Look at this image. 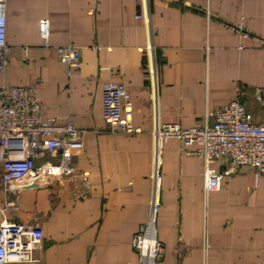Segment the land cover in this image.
<instances>
[{
  "label": "crops",
  "instance_id": "0c3cea01",
  "mask_svg": "<svg viewBox=\"0 0 264 264\" xmlns=\"http://www.w3.org/2000/svg\"><path fill=\"white\" fill-rule=\"evenodd\" d=\"M5 64L0 88H30L41 117L83 130L73 175L43 177L19 191L17 210L0 178V222L32 223L43 237L34 254L74 264H141L131 241L153 223L162 251L153 264H264V177L240 166L203 193L204 163L176 138L154 151L152 129L212 122L236 95L264 88V0H3ZM48 22V38L39 21ZM79 47L80 64L57 46ZM122 83L139 132H113L102 86ZM195 145L186 146L192 149ZM50 155L36 158L40 163ZM210 166L224 170V160Z\"/></svg>",
  "mask_w": 264,
  "mask_h": 264
},
{
  "label": "built area",
  "instance_id": "2783aa9c",
  "mask_svg": "<svg viewBox=\"0 0 264 264\" xmlns=\"http://www.w3.org/2000/svg\"><path fill=\"white\" fill-rule=\"evenodd\" d=\"M39 34L48 38L46 19L38 25ZM5 3L0 0V70L5 64ZM59 59L70 67L80 64L79 47L66 44L57 46ZM252 99L262 111L261 120L236 95L214 112L212 122L207 120L190 127L177 122H163L152 129L156 160L162 143L176 138L185 153L198 156L204 163L203 193L220 187L221 179L236 167H248L264 177V88L254 90ZM41 103L24 86L6 85L0 88V178L4 190L10 193L9 205L17 210L19 191L43 177L67 175L72 177V153L82 145L83 130L72 122L57 123L54 117H41ZM102 114L113 132H139L133 125L132 105L122 83L107 81L102 86ZM195 145L192 149L186 146ZM40 163L35 160L44 155ZM213 159L226 161L227 167L218 170L210 166ZM159 160V159H158ZM157 160V161H158ZM156 190L152 212L146 225H141L131 244L138 252L141 264H153L162 251L161 243L154 236L153 223L160 201L158 199L159 175L157 163L153 171ZM42 229L32 223L14 220L0 222V264H74L50 263L35 256L40 245Z\"/></svg>",
  "mask_w": 264,
  "mask_h": 264
}]
</instances>
